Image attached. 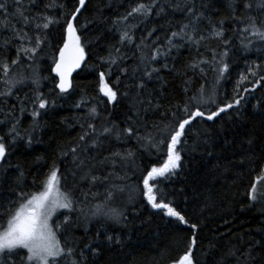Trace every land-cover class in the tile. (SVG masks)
Wrapping results in <instances>:
<instances>
[{"label":"trees","instance_id":"obj_1","mask_svg":"<svg viewBox=\"0 0 264 264\" xmlns=\"http://www.w3.org/2000/svg\"><path fill=\"white\" fill-rule=\"evenodd\" d=\"M64 2L69 9H74L77 0H64ZM138 2L140 0H86L85 8L78 17V25L88 23L82 36L86 60L71 78L72 89L62 95H57L58 89L54 90V82H57V79L51 72V68L54 67L53 59L58 54V47L61 46V28L59 25L52 27L49 44L44 47L43 57L38 64L41 78L48 77L46 80L41 79L40 90L50 100L54 99L56 106L49 107L46 111L41 110L43 115L39 118L40 127L33 130L31 127L33 121L29 115L31 104L26 102L28 111L21 116L18 131L22 137H26L28 132H31L32 144L28 145L26 139H18L15 145H11L10 138H6V143L10 146V155L7 157V163L0 164V225L6 224V210L16 207L13 202L18 200L22 192L33 193L42 190L41 182L45 180L54 164L59 167L60 174L66 177L61 182V191L72 192L73 199L77 202L76 211L71 213L74 220L80 216L81 208L88 211L93 204L103 202L106 189L110 187L107 182L97 183L91 187L88 203L85 206L81 193L89 192V185L87 182L80 181V173L72 162L71 154L65 157L62 156V152L67 151L76 143L81 133L79 125L86 122V117L92 107H97L98 112L101 113L96 122L97 127L105 120L114 121L123 127L125 114L128 112V100L121 97L120 93L129 90L126 85L131 84L129 76L138 63L137 59L131 57L134 53L137 56L139 53H136L134 45L123 49L126 57H129L121 65V67L128 68L126 75L121 74L119 67L112 65V75L108 76L110 66L103 60L108 58L111 47L119 40V32L116 29L124 28L126 24L140 23V17H132L126 23L116 25L112 23ZM249 2L253 4L251 14L256 16L258 21L264 19V13L255 8L256 0H249ZM207 3L208 19L200 25L201 29L205 30V35H208L209 22L215 24L222 20L226 37L232 39L229 45V56L225 58V62L229 64L225 77L220 80L219 84H215L217 74L207 70V66L201 65L206 68V79L201 77L198 70L195 74L188 70L187 66L194 59H199L196 46L188 45L180 47L179 50L173 49L171 57L166 61L169 68L174 67L175 71L162 69L160 73L162 81L154 79L149 82V90H154V95L162 105L160 111L163 112L181 102L184 95L182 91L184 81L189 78H191V83L188 86L191 91L188 95L197 93L203 84L205 98L212 94L213 87H215V99L217 103H223L232 100L234 87L240 75L248 76V80L240 86V94L246 97V100L242 101L243 107L240 108L241 115L238 116L234 112L230 119L226 114H221L223 119L217 118L215 122L201 121L197 118V122H194L195 128L202 133L206 132L207 135L200 137V142L194 151L182 150L181 167L177 170V174L158 184L160 191L165 193L166 201H172L177 210L181 211L190 223L198 224V228L190 230L187 225H181L174 218L165 216L161 210L152 209L143 200L139 177L145 169L163 163L166 149L158 152L155 149L137 145L135 141H130L128 146L137 152L136 163L135 165L129 163L127 170L129 179L113 181L116 184H126L127 189L123 193H117L115 198L109 202V207L125 213L127 221L115 226L111 221L100 218L88 224L92 232L101 224L112 225L116 228L115 234L123 241L122 246H115L104 253L101 264H172L173 260L178 259L187 250L186 242L190 239L192 231H195L198 237L194 258L199 264H235L233 258L226 255L233 245L242 246L253 238L261 239L258 229L264 221V207L257 203L249 208L250 201L247 197L251 183L255 181L259 169L256 168V171H253L252 169L256 166L249 165L247 157L252 152H255L257 156L264 154V140L261 139L264 137V112L259 107H254L258 100L264 101V82L256 85L255 81L259 76L253 77L249 72V69H255L258 64L260 68L256 70L264 75V42L249 36L253 43L245 49L235 31L244 24L232 19V12L228 7L229 0H207ZM237 3L241 5L238 15L244 23H247L249 12L243 9V0H237ZM50 11L55 12V10ZM170 19L174 22L179 21L181 14L177 13ZM163 23V20H150L142 24L139 29H134L135 37H140L146 28L159 27ZM109 29L112 30L109 31ZM164 34L162 31L159 32L161 38ZM7 35H9L7 30L0 33V36ZM136 42H139L138 39ZM222 48L223 45L219 40L209 37L203 42L199 52L205 59L210 60L211 52L208 49L220 52ZM4 56H7L10 62L15 58V48H10L6 53L0 52V58ZM29 63L30 61L23 60L21 65L12 66L8 77H4L3 69L0 68V91H5L7 88L3 80L17 78L21 73L25 77L30 76L31 70L27 67ZM101 71L105 72L110 86H113L114 90L119 89L117 103H107V98L99 92ZM117 77L120 80L118 85L116 84ZM162 82L163 88L161 87ZM244 87L255 88V91L244 92ZM34 92L35 87L28 80L25 84L13 88V95L7 98L6 103H0V107L7 110L15 105L16 114L20 115L17 97L23 99L27 94L31 99ZM81 101L84 102L82 106L76 108L75 104ZM214 108L213 104L206 105V114L208 109ZM0 119H4L3 112H0ZM150 120L160 122L162 117L159 113L150 114ZM7 131V127L0 125V135ZM253 132L257 138L255 144L249 149L247 145L242 144V141ZM193 139L190 138L188 141L190 149ZM205 140L207 143H204ZM111 146L124 147V145L116 144L115 141ZM108 147L106 144L104 148L91 149L86 155L95 156L96 160L92 163H96L110 154ZM209 153L212 154L209 155ZM242 157L245 159L243 166L238 163ZM133 169L135 174H133ZM112 170L111 165L103 167L98 165L93 172L97 176H105ZM72 171L77 172L75 177ZM115 171L120 175L124 174L119 162ZM91 193L97 194L94 200ZM129 196L133 199L130 200ZM68 214V210L60 212L54 217L53 223L63 221L64 216ZM82 234V228L75 230L76 236L79 237ZM256 256L264 258V250L257 247ZM17 264H20L19 260Z\"/></svg>","mask_w":264,"mask_h":264},{"label":"snow or ice","instance_id":"obj_2","mask_svg":"<svg viewBox=\"0 0 264 264\" xmlns=\"http://www.w3.org/2000/svg\"><path fill=\"white\" fill-rule=\"evenodd\" d=\"M86 0H77L74 9H69L64 0H0V33L5 30L7 36H0V52H7L10 48H15V58L9 62L8 57L0 58V68L3 69L4 77H8L12 66L21 65L23 60L30 61L27 67L31 70V75L25 77L22 73L17 78L5 79L3 83L7 85L5 91H0V103H6L7 98L13 95V88L23 85L28 80L35 87L34 95L29 99L25 94L23 99L17 97L19 101V113L13 105L5 110L0 107V112L4 113V119H0V125L8 128V131L0 135V163H7L10 155V146L6 143V138H10L11 145H15L18 139H26L28 145L32 144V134L28 132L26 137H22L18 131V125L23 113L28 111L26 102L31 104L29 115L32 118L33 130L40 127L39 118L43 115L41 110L46 111L49 107H55L56 101L50 100L40 90L41 78L39 72V60L43 57L44 47L49 44L51 29L55 25L61 28V46L57 49V56L53 59L54 67L51 72L58 77V82H54V90L58 89L57 95L68 93L72 89V73L80 68L86 60L85 44L82 41L84 29L88 23L78 25V17L85 8ZM207 0H140L134 7L124 15L118 17L113 25L128 22L132 17H140V23L135 25L126 24L124 28H117L119 40L109 51L108 58L103 62L108 64V76L112 75L111 66L116 65L122 75L128 74L127 67H121L126 59L123 49L129 45H134L136 53L131 57L138 60L129 76L131 80L128 91L120 93L121 97L128 100V112L125 114L123 127L114 121L105 120L97 127V121L101 115L97 107H92L86 117V122L80 123L81 133L76 143L62 152V156L71 154L72 162L80 173V181L87 182L89 192H82L83 203L87 206L88 196L91 187L97 183L107 182L110 187L106 189L103 202L93 204L88 211L80 209V216L74 220L71 216L76 211V201L73 193L61 191L62 180L66 177L60 174V169L55 164L41 182L42 190L33 193H21L18 200L13 202L16 207L7 209V219L5 225H0V264H101V260L106 251L112 250L115 246H122L123 241L116 235V228L112 225L101 224L94 232L89 230L88 224L96 219L103 218L111 221L118 226L127 221V216L121 210L109 207V202L113 200L117 193H123L127 189L126 184H116L114 180L126 181L129 179L127 170L129 163L135 165L137 152L129 147L130 141H135L137 145L152 148L156 151H164L166 156L162 164L145 169L139 177L142 184L140 189L143 200L152 209L161 210L169 218H174L181 225H187L190 230L198 228V224L190 223L181 211L177 210L172 201H166L165 193L160 191L158 184L170 179L177 174L181 167V151L195 150L200 142L202 135L196 129L194 122L197 118L201 121H213L217 118L223 119L221 114H226L230 119L234 112L241 115L240 108L243 107L242 101L246 97L240 94V86L248 80V76L241 74L240 79L234 87V95L230 102L217 103L215 99L216 91L213 87L212 94L205 98V88L202 84L197 93L188 95L191 91L188 86L191 78L184 81L183 97L181 102L172 108L160 111L162 105L154 95V90H149V82L155 80L162 81L160 73L163 70L175 71L169 68L166 62L171 57L173 49L179 50L180 47L195 45L199 54V59H194L187 68L194 74L199 72L201 77L206 79L207 70L216 72L215 84L225 77L229 70V64L225 58L229 56V45L232 39L226 37L224 21L215 24L209 22L207 29L202 30L200 25L208 19L206 9ZM228 7L232 12V19L243 23L244 26L235 29L241 44L245 49L253 43L249 36L254 37L260 42H264V19L258 21L257 17L251 14L253 4L249 0H243V9L249 12L247 23L238 15L241 5L237 0H229ZM255 8L264 13V0H256ZM55 10V12L50 11ZM181 14L179 21H173L170 17ZM63 20V23L61 21ZM153 20H163L164 23L159 27L153 26L146 28L140 37H135L134 29H139L142 24ZM15 21V22H13ZM166 25V26H165ZM112 29H109L111 31ZM164 32L163 38L159 32ZM209 37L217 39L223 45L220 52L215 49H208L211 52V59H205L199 52L203 42ZM138 39V43L136 42ZM174 59V57H172ZM260 65L255 69H249L250 75L259 76L255 81L256 85L264 82V75L258 73ZM120 83L117 77L116 84ZM163 88V82L161 84ZM117 88L114 90L110 86L105 72L99 73V92L107 98V103L118 102ZM244 92L255 91V88H243ZM84 102L75 104L80 108ZM215 105L214 109H208L206 114L205 106ZM259 109L264 112V101H257ZM159 113L162 117L160 122H152L150 114ZM167 121V123H163ZM27 132V130H25ZM193 139L191 149L188 141ZM255 133L247 135L242 141L249 149L255 144ZM264 140V137L261 138ZM124 145L123 148L112 147V142ZM207 143V140L204 141ZM108 145L109 155L103 159L96 160L95 156L88 157L86 154L91 149L104 148ZM212 153H209L211 155ZM249 165H255L259 169L256 179L251 183L247 193L249 208L259 203L264 207V154L257 156L255 152L247 157ZM119 162L124 174L120 175L115 171ZM258 162V163H257ZM238 163L243 166L245 159L242 157ZM111 165L112 171L105 176H97L93 169L97 166ZM19 167V166H17ZM133 174L135 170L133 169ZM73 177L77 175L72 171ZM23 176V173H20ZM19 182V177L17 178ZM93 200L96 193H91ZM129 199H133L129 196ZM60 209L68 210V215L64 216L63 221L53 223L52 217ZM243 210V209H242ZM83 217V221H81ZM82 228L81 236L75 235V230ZM261 239H251L242 246L233 245L226 255L232 257L235 264H264V258L256 256L257 247L264 250V221L258 229ZM63 236V239H61ZM197 234L192 231L190 239L187 240V250L172 264H199L194 258V249L197 245Z\"/></svg>","mask_w":264,"mask_h":264},{"label":"rangeland","instance_id":"obj_3","mask_svg":"<svg viewBox=\"0 0 264 264\" xmlns=\"http://www.w3.org/2000/svg\"><path fill=\"white\" fill-rule=\"evenodd\" d=\"M66 209H60V210H58L57 212H56V214L52 217V222H53V220H54V217L57 215V214H59L60 212H63V211H65Z\"/></svg>","mask_w":264,"mask_h":264},{"label":"water","instance_id":"obj_4","mask_svg":"<svg viewBox=\"0 0 264 264\" xmlns=\"http://www.w3.org/2000/svg\"><path fill=\"white\" fill-rule=\"evenodd\" d=\"M79 69V68H78ZM78 69H76L73 73H72V76L78 71ZM53 75L55 76V74L53 73ZM72 76H71V78H72ZM56 79H57V82H58V77H55ZM70 78V79H71ZM1 164V163H0Z\"/></svg>","mask_w":264,"mask_h":264}]
</instances>
